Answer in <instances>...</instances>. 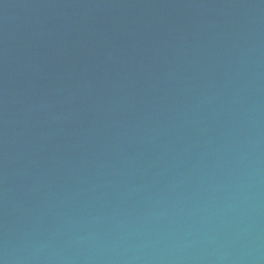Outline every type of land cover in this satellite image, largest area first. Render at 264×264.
<instances>
[{
	"label": "water",
	"instance_id": "water-1",
	"mask_svg": "<svg viewBox=\"0 0 264 264\" xmlns=\"http://www.w3.org/2000/svg\"><path fill=\"white\" fill-rule=\"evenodd\" d=\"M0 264H264V0H0Z\"/></svg>",
	"mask_w": 264,
	"mask_h": 264
}]
</instances>
